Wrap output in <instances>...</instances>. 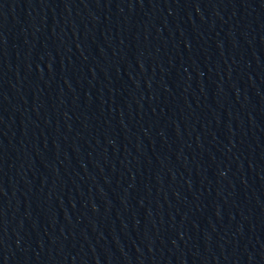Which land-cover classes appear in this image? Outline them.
<instances>
[{"label": "water", "instance_id": "obj_1", "mask_svg": "<svg viewBox=\"0 0 264 264\" xmlns=\"http://www.w3.org/2000/svg\"><path fill=\"white\" fill-rule=\"evenodd\" d=\"M0 264H264V0H0Z\"/></svg>", "mask_w": 264, "mask_h": 264}]
</instances>
